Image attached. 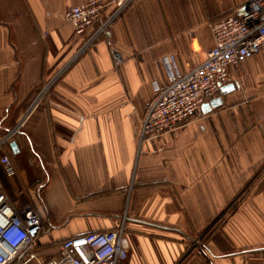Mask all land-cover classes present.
Segmentation results:
<instances>
[{
  "label": "crops",
  "instance_id": "0c3cea01",
  "mask_svg": "<svg viewBox=\"0 0 264 264\" xmlns=\"http://www.w3.org/2000/svg\"><path fill=\"white\" fill-rule=\"evenodd\" d=\"M86 1L0 0V132L58 76L0 150L2 189L41 223L27 264L123 217L118 264H264V51L229 67L219 105L138 140L155 87L201 63L212 22L245 0H131L111 42L85 46L64 13Z\"/></svg>",
  "mask_w": 264,
  "mask_h": 264
},
{
  "label": "built area",
  "instance_id": "2783aa9c",
  "mask_svg": "<svg viewBox=\"0 0 264 264\" xmlns=\"http://www.w3.org/2000/svg\"><path fill=\"white\" fill-rule=\"evenodd\" d=\"M130 2L89 0L71 6L64 16L74 25L77 34L90 30L88 44L99 37L110 43V26ZM109 4L115 7L101 20L102 11ZM211 32L214 46L201 63L186 72L170 73L166 84L155 87L154 95L145 104L138 131L139 143L145 138H155L176 123L194 116L201 105L218 94L228 82L231 65L240 66L257 52L264 51V0H245L229 14L212 22ZM74 59L75 56L61 71ZM53 79L42 86L18 120L0 132V150L10 146L20 135L24 124L55 82ZM0 165L7 176L13 175L14 169L7 154L0 155ZM40 229L39 215L32 205H14L0 183V264H13L18 260V264H27L35 256L30 248L35 244ZM127 254L123 217L113 229L87 232L62 240L59 257L40 264H118Z\"/></svg>",
  "mask_w": 264,
  "mask_h": 264
},
{
  "label": "water",
  "instance_id": "95a60500",
  "mask_svg": "<svg viewBox=\"0 0 264 264\" xmlns=\"http://www.w3.org/2000/svg\"><path fill=\"white\" fill-rule=\"evenodd\" d=\"M231 88H232V84L224 85V86L221 87L220 92L223 93V92H225V91H227V90H229ZM221 101L222 100L219 97L214 98L210 102L203 103L201 105L200 109L203 112H205V111L210 110L211 108L216 107L217 105H219L221 103ZM10 147H11L12 150H15L16 147H17L16 146V142L15 141L11 142L10 143Z\"/></svg>",
  "mask_w": 264,
  "mask_h": 264
},
{
  "label": "rangeland",
  "instance_id": "374dc122",
  "mask_svg": "<svg viewBox=\"0 0 264 264\" xmlns=\"http://www.w3.org/2000/svg\"><path fill=\"white\" fill-rule=\"evenodd\" d=\"M107 6H111V8L109 9V11L106 9ZM114 7H115V5H113V4H112V5H106V6L104 7L103 11H102V15H101L100 19H101V20L105 19V18H106L105 16H106L107 14H109L110 12H112L113 9H114ZM106 10L108 11V13H106V12H107ZM99 38H103V37H99ZM99 38H97V39H99ZM87 39H88V37L86 38V40H85V42H84V45H86V46L88 45V40H87ZM97 39H96V40H97ZM105 40H106V39H105ZM74 56H75V59H76V57H77L78 55H73L71 58H73ZM75 59H74V60H75ZM70 60H71V59H70ZM70 60H69V61H70ZM57 77H58V76H56L53 80L57 79ZM25 256H26V255H24V257H25ZM31 264H33V263H31Z\"/></svg>",
  "mask_w": 264,
  "mask_h": 264
},
{
  "label": "trees",
  "instance_id": "16d2710c",
  "mask_svg": "<svg viewBox=\"0 0 264 264\" xmlns=\"http://www.w3.org/2000/svg\"><path fill=\"white\" fill-rule=\"evenodd\" d=\"M19 263V260L18 261H16V262H14L13 264H18Z\"/></svg>",
  "mask_w": 264,
  "mask_h": 264
}]
</instances>
